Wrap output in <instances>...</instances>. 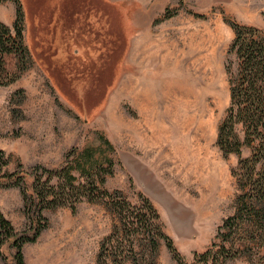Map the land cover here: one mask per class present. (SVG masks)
Masks as SVG:
<instances>
[{
  "label": "rangeland",
  "instance_id": "1",
  "mask_svg": "<svg viewBox=\"0 0 264 264\" xmlns=\"http://www.w3.org/2000/svg\"><path fill=\"white\" fill-rule=\"evenodd\" d=\"M22 2L25 50L0 56V149L10 160L0 170V213L17 232L30 226L23 189L5 170L67 165L84 180L87 150L86 164L100 168L94 181L103 175L112 194L83 198L75 211L47 209L49 227L23 246L26 264H100L113 256L125 236L113 198L147 216L150 199L191 262L236 210L239 156L218 144L230 73L239 67L229 21L264 30V0ZM17 9L16 0H2L0 21L14 28ZM12 244L2 246L0 264H16ZM145 250L137 248L176 264L165 240L160 252ZM226 263L251 264L244 255Z\"/></svg>",
  "mask_w": 264,
  "mask_h": 264
},
{
  "label": "trees",
  "instance_id": "2",
  "mask_svg": "<svg viewBox=\"0 0 264 264\" xmlns=\"http://www.w3.org/2000/svg\"><path fill=\"white\" fill-rule=\"evenodd\" d=\"M16 1L18 16L14 28L0 21L1 58L18 49L25 50L21 40L26 30V11L22 0ZM229 22L235 32L230 48L238 57L239 67L230 73L231 101L219 125L218 144L225 155L235 152L239 156V163L233 171L239 191L235 213L224 219L216 239L206 250L195 252L193 260L188 262L177 250L173 238L163 230L161 215L150 199H145V205L152 213L147 216V213H129L124 201L113 198L115 209L122 213L125 236L113 246V256L101 257L100 264H159L157 256L150 257L149 252L140 254L137 248L158 253L162 240L166 241L176 264H227L238 255L246 256L251 264H264V30L233 20ZM13 31H16L15 36ZM16 38L20 42H16ZM2 66L1 62L0 70ZM245 146L252 149L248 156L243 155ZM87 153L89 150L84 151L86 161L80 167L84 180L76 177L73 167L67 165H62L58 171L45 166H36L33 172L5 170L3 177L23 189L30 226L17 232L10 219L0 213V254L2 246L11 240L17 249L16 264H26L23 246L28 241H36L49 227L47 209L69 206L75 211L76 203L83 198L92 200L112 196L104 187L107 180L103 175L101 182L94 181L100 168L98 161L86 164L90 158ZM9 161L7 154L0 149V170L8 166ZM112 164L111 159L110 167H105L111 173ZM139 238L141 243L137 241ZM4 259L7 261L5 256Z\"/></svg>",
  "mask_w": 264,
  "mask_h": 264
},
{
  "label": "crops",
  "instance_id": "3",
  "mask_svg": "<svg viewBox=\"0 0 264 264\" xmlns=\"http://www.w3.org/2000/svg\"><path fill=\"white\" fill-rule=\"evenodd\" d=\"M63 46V44L60 42L59 45L57 46V49L59 51V49Z\"/></svg>",
  "mask_w": 264,
  "mask_h": 264
},
{
  "label": "bare ground",
  "instance_id": "4",
  "mask_svg": "<svg viewBox=\"0 0 264 264\" xmlns=\"http://www.w3.org/2000/svg\"><path fill=\"white\" fill-rule=\"evenodd\" d=\"M160 54V53H159ZM190 153V152H189ZM196 154V153H195ZM162 176H163V174H162ZM173 186V185H172Z\"/></svg>",
  "mask_w": 264,
  "mask_h": 264
}]
</instances>
